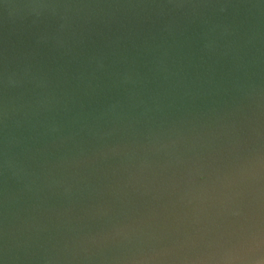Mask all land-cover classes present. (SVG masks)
Returning <instances> with one entry per match:
<instances>
[{
    "label": "water",
    "instance_id": "water-1",
    "mask_svg": "<svg viewBox=\"0 0 264 264\" xmlns=\"http://www.w3.org/2000/svg\"><path fill=\"white\" fill-rule=\"evenodd\" d=\"M0 264H264V0H0Z\"/></svg>",
    "mask_w": 264,
    "mask_h": 264
}]
</instances>
